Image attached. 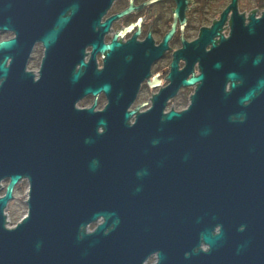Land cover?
Instances as JSON below:
<instances>
[{"label":"water","instance_id":"95a60500","mask_svg":"<svg viewBox=\"0 0 264 264\" xmlns=\"http://www.w3.org/2000/svg\"><path fill=\"white\" fill-rule=\"evenodd\" d=\"M52 3L0 0V30L15 34L0 41V264H140L160 244L158 264H264V8L246 24L233 14L198 75L173 62L170 85L139 110L160 51L94 43L108 50L97 70L65 41L69 17ZM38 40L35 77L26 65ZM196 82L185 108L165 110ZM100 93V109L77 105ZM22 178L26 213L8 227Z\"/></svg>","mask_w":264,"mask_h":264},{"label":"flooded vegetation","instance_id":"af4514ba","mask_svg":"<svg viewBox=\"0 0 264 264\" xmlns=\"http://www.w3.org/2000/svg\"><path fill=\"white\" fill-rule=\"evenodd\" d=\"M53 1L55 3H52V6L63 9L64 16L69 17L65 25V41L81 44L82 61L91 63L92 58L94 68L97 70L103 68L108 50H93L94 43L135 44L146 50L152 47L160 51L159 55L151 60L147 75L140 81L130 106L134 108L138 105L141 109L148 108L153 96L170 85L171 80L168 75L173 71V62H175L174 72L184 75L185 79L198 75L201 72V56L209 53L213 43H218L220 37L227 38L230 35L233 14L242 16L243 24H246L250 15L259 17L264 8V0H236L234 9L229 8L232 0ZM220 20L218 33L211 34L210 41L200 40L202 32L209 30ZM14 35L12 30H0V41L12 38ZM167 35L168 38L165 39ZM163 43L164 47L161 48ZM38 52V61L34 63V57ZM43 55L42 42L35 41L26 65L28 70L34 72L35 77L38 76ZM79 67V64L75 65L76 70ZM198 83L179 85L175 94L166 100L165 110L175 109V102L179 106L183 105L181 109L186 107ZM88 97L92 96L83 97L77 104ZM103 99L106 101L105 96L100 93L92 97V103H96V108L100 105L103 107L105 104L102 105ZM23 180L26 179H20L14 186L12 194ZM95 224H90L88 228L94 227ZM217 230L218 226L214 228L213 233ZM200 248L206 250L208 246L201 243ZM165 250L163 244L150 246L140 264H158V254Z\"/></svg>","mask_w":264,"mask_h":264},{"label":"rangeland","instance_id":"374dc122","mask_svg":"<svg viewBox=\"0 0 264 264\" xmlns=\"http://www.w3.org/2000/svg\"><path fill=\"white\" fill-rule=\"evenodd\" d=\"M39 52L34 57V63H37L38 61ZM35 67V66H34ZM92 103V97H88L87 99H83L80 103L77 105L79 107H86L91 105ZM105 103V100L103 99L102 105ZM174 107L176 110L181 109L183 105H177V103H174ZM98 108H101V105L98 106ZM97 108V109H98ZM185 108V107H184ZM141 109V108H140ZM143 110V107L142 109ZM6 180L2 182L3 185L6 184ZM27 182L26 180H23L19 185L16 186L13 198L8 201L7 206L4 210L6 214V220H7V226L11 227L13 226L18 220H20L26 213V204L25 200L27 197ZM3 194V189L0 190V195ZM92 228V227H91ZM89 228V229H91Z\"/></svg>","mask_w":264,"mask_h":264},{"label":"built area","instance_id":"2783aa9c","mask_svg":"<svg viewBox=\"0 0 264 264\" xmlns=\"http://www.w3.org/2000/svg\"><path fill=\"white\" fill-rule=\"evenodd\" d=\"M89 228L87 227V230H88Z\"/></svg>","mask_w":264,"mask_h":264}]
</instances>
